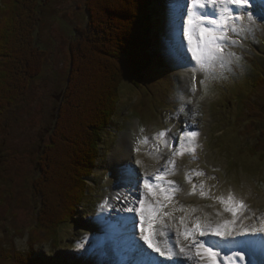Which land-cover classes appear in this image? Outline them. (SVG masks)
<instances>
[{
	"label": "rangeland",
	"instance_id": "rangeland-1",
	"mask_svg": "<svg viewBox=\"0 0 264 264\" xmlns=\"http://www.w3.org/2000/svg\"><path fill=\"white\" fill-rule=\"evenodd\" d=\"M171 4L172 0H155V6L159 10L157 16L161 18V22L155 25L162 28L166 23L164 27L168 30L170 37L172 29L167 27L169 15L166 10ZM205 5L211 7L207 3ZM183 6L181 13L184 15L180 20L181 26L187 15L193 11L191 0L185 1ZM216 7L213 14H218L219 6ZM204 9L198 11V17L203 16L198 15L200 12H208ZM41 10L42 23L36 36L39 46L47 52L46 63L40 77L33 81L31 90L22 98L18 106L7 114L0 125V264H16L15 260L11 259L14 252L24 255L30 249L29 231L36 226L42 208L41 198L33 188L34 180L38 177L35 163L39 148L46 144L50 135V132L45 134V130L51 128L56 122V110L60 103L64 102L63 94L71 71L70 45L75 33L74 29L86 27L89 20L85 0H53L51 4L48 3V6L43 5ZM252 10V8L248 9L251 12ZM259 19L260 17H257V20ZM200 23L207 26L203 22ZM248 26L252 27L253 31L243 34L247 41L245 47L251 50H246V56H243L247 63L246 67H244L245 62L240 58L238 61L233 60V63L225 68L218 69L213 78L204 80L203 95L200 98L195 97L199 74L193 80L190 71L178 69L167 60V53V59L160 57L156 67L148 73L158 72L155 69L164 66L161 71L164 76H147L146 87L140 91L129 88L131 86L127 83L122 85L121 103L112 118L111 125L115 128L114 133L109 130L104 134L105 142L103 146L100 145V160L95 177L90 182L92 188H89V195L83 199L86 201L81 205L75 222L71 221L70 224L61 226L59 244L37 245L33 250L36 258L48 264H81L83 261L89 263L91 260L108 256L109 260L107 263L103 262L104 264H122L121 258L126 253L125 235L118 237L113 233L108 235L109 238H97L94 231L100 230L102 233V230H108L109 223L112 226L116 223L123 228L119 218L132 216L134 217L133 231L137 236L139 217L123 209L129 205L138 207V201H133L128 187L124 191V197L118 200L114 198L116 185L118 182L122 183L120 179L123 176L122 171L124 173L127 169L118 168V165L111 163L118 160L116 150L123 137H129L130 141L123 145L122 153H133L131 165L138 171L140 178L146 176H148L147 179L153 178L156 173H159L158 170L162 169H166L172 178L175 175L172 169L177 170L174 187L179 188V192L174 193L173 197L178 199L182 196L179 199L180 202L169 203L166 211H171L172 217L165 219L168 223L176 221L178 225L168 224V227L164 229L161 223L154 225L153 232L156 238L161 237V244H166L168 233L174 236L176 227L179 226L180 216H185L188 223L196 216H200L202 221L206 217L210 221L231 218L230 213L223 212L224 205L220 203V198L226 200L229 195L234 197V202L243 201L247 205L248 211L246 212L247 209L244 211V216L256 215L253 216L254 219L256 218L255 222L253 219L244 220V227L264 225L260 218V216L264 217V161L260 159L261 155H257L263 151V147H259L257 153L254 152L257 147H253L256 145L254 143L258 134L264 131V84H258V77L252 70V67L255 68L256 73H263L264 70V57L258 58L260 65H253L257 61L256 54L259 53L257 45L260 42L259 45L264 50V28ZM260 36L262 38L259 42ZM160 37L164 38L166 43L165 45L163 42L158 43L154 46L153 52L164 51V49L167 51L169 47L166 44L168 45L170 41L166 40L161 32ZM176 39L179 41L180 35H177ZM230 39L238 40L236 36H230ZM239 46L245 51L244 47ZM262 54L264 55V52ZM85 77L91 78L90 74ZM101 81L104 82L105 79ZM158 81L161 82L157 83ZM94 85H97L96 81L92 82V85L86 82L82 86L80 97H83L85 103L83 104L80 100V104H83L85 109L88 108L87 117L95 121L96 118L104 116L109 102H104L101 98L100 89L95 98L93 94L92 98H87L90 90L88 88ZM60 96L61 99L57 100ZM77 99L78 97L75 103H79ZM168 110H171L169 113L171 116L166 114ZM183 112L186 113L181 117ZM131 129L135 133L138 129L141 133V139L139 135V139L134 138V141L140 144L139 147L133 148ZM188 130L198 131V139L191 140L185 136L183 140H179V137ZM160 131H165L166 136L153 139L158 137ZM170 136L178 138L174 146L170 141L168 146L165 144ZM145 138H147L146 141ZM80 139L81 156L74 151L72 158L75 160L74 157L78 156L77 159L80 157L81 169H83L84 158L91 140ZM80 139L77 140L78 145ZM147 143L150 144L147 145ZM126 145L128 148H125ZM58 147H60L58 150L60 160L59 164L53 168V175L59 179L57 186L61 187L60 190L67 193L75 187L77 182L67 178L66 171H70L72 163L71 155L66 154L69 151L68 146L58 145ZM182 150L188 153L186 156L190 154L192 158L191 161L188 158L189 170H184L186 171L184 174L181 172L183 169L181 171L178 169L181 162L177 161L180 157L178 153ZM142 151H149L155 156ZM159 152L161 153L157 157L156 154ZM173 152L177 155L173 156ZM140 155L144 158H140ZM170 159L175 161L174 165L167 164ZM109 170L112 174H109ZM178 177L182 178L178 179ZM102 184L108 187L105 189V186L101 187ZM113 188L115 192L112 195ZM185 191L202 200L195 197L198 199L196 201L190 198V195L182 194ZM143 192V186L140 184L139 193ZM182 197L188 201L184 202ZM181 208L183 211L180 210ZM192 209L196 211L193 212ZM217 211H220L222 215L216 217ZM257 220L261 224H258ZM161 230L164 231V236L159 235ZM181 240H183L182 237ZM118 243L119 246H115ZM99 245H102V250L97 252L95 248ZM176 250L178 251V248ZM120 252L122 253L119 254ZM99 259L96 261L100 263ZM236 259L235 264H246L247 257L245 262H240L238 257ZM223 260L222 264H228L227 260L224 262ZM218 264H221L220 260Z\"/></svg>",
	"mask_w": 264,
	"mask_h": 264
},
{
	"label": "trees",
	"instance_id": "trees-1",
	"mask_svg": "<svg viewBox=\"0 0 264 264\" xmlns=\"http://www.w3.org/2000/svg\"><path fill=\"white\" fill-rule=\"evenodd\" d=\"M52 1L0 0V123L28 94L33 81L42 73L47 52L39 46L36 34L42 23V6ZM85 6L89 20L86 27L74 29L70 45L71 71L63 94L64 102L56 110V122L45 130V134L50 131V135L46 144L39 148L35 163L38 177L33 188L41 198L42 207L39 220L30 232L28 253L14 252L11 257L16 264H48L36 258L33 250L37 245L58 243L61 226L73 221L85 203L88 187L85 180L92 175L98 162L102 134L118 108L122 84L128 81L139 88L143 73L152 71L160 57L167 59L165 49L153 52L158 43H166L155 25L159 23L155 0H85ZM163 68L155 70L161 72ZM88 74L92 79L85 77ZM94 81L97 85L88 88L87 98L93 95L95 98L100 89L101 98L109 102L104 116L95 121L87 117L88 108H84V99L80 97L82 86L86 82L92 85ZM77 97L79 103H75ZM80 138L91 140L83 169L82 159L72 158L74 151L81 156ZM58 145L68 146L66 154L71 155L72 163L66 174L69 180L77 182L67 193L60 190L59 179L53 175V168L60 160ZM259 147H263L264 153V144H257L255 151ZM54 183L56 185H52Z\"/></svg>",
	"mask_w": 264,
	"mask_h": 264
},
{
	"label": "snow or ice",
	"instance_id": "snow-or-ice-1",
	"mask_svg": "<svg viewBox=\"0 0 264 264\" xmlns=\"http://www.w3.org/2000/svg\"><path fill=\"white\" fill-rule=\"evenodd\" d=\"M264 3V0H261ZM207 4L218 7L219 19L208 18L207 26L200 23L204 17H198L197 9H204V0H191V9L183 26L177 22L181 15L182 5L173 3L170 6L172 16V36L167 49L169 62L178 69L190 71L193 80L197 74L200 75V83L205 79H211L218 69H223L239 60L233 51H225L226 48L234 47L238 44L237 39H230L229 33L239 37L245 32H252L253 28L248 25L230 26L228 21L240 20V14L233 15L229 7L235 5L245 10L249 24H254V17L250 8H254L256 0H207ZM264 18V17H262ZM180 35L179 41L176 36ZM186 44V47H185ZM199 135L196 130H188L183 133L179 140L185 136L191 140ZM166 136L165 131L158 133V138ZM147 138H145L146 141ZM169 141L172 146L178 142L176 136H170L165 141L168 146ZM177 155L176 152L172 153ZM139 163V161H137ZM167 164H175L170 159ZM154 181L143 179L144 192L139 193L140 175L130 166L124 171L122 179L129 189V195L133 201H138L139 206L129 205L123 211L135 213L139 217V233L141 244L133 231L132 216H121L119 218L124 227L126 237V253L121 258L122 264H218V257H223L228 264H235L238 257L240 262L246 264H264V225L260 227H244V220L251 219V216H244L247 205L243 201L234 202V197L229 195L227 199L220 198V203L224 205L223 212L231 214V218L222 221H210L200 216H196L190 223L186 222L185 216L179 217V226L176 227L174 236L168 233L167 243L162 247L155 239L153 232L154 225L162 224V229L168 227L165 217H172L171 211H162L168 207L173 199V194L177 190L175 182L166 177L170 174L166 169L158 170ZM174 174V173H173ZM201 191V195H203ZM183 211V208L180 209ZM195 212V209H192ZM220 211L216 212V217L221 216ZM243 217V219H241ZM239 221V224H238ZM164 236L163 230L159 233ZM181 237L183 240H181ZM202 238V239H201ZM174 241V243H173ZM147 247H144V246ZM178 248V251L176 249ZM149 249L151 251H149ZM157 255H153V254ZM163 258V259H161Z\"/></svg>",
	"mask_w": 264,
	"mask_h": 264
},
{
	"label": "bare ground",
	"instance_id": "bare-ground-1",
	"mask_svg": "<svg viewBox=\"0 0 264 264\" xmlns=\"http://www.w3.org/2000/svg\"><path fill=\"white\" fill-rule=\"evenodd\" d=\"M185 1H187V0H172V4L173 3H177V4H180V5H182V10H183V8H184V6H183V3L185 2ZM260 3H261V1H260ZM206 4V3H205ZM263 4V3H262ZM229 7H231L232 8V13H234V12H236V10L235 9H233V7H232V5L231 6H229ZM217 7L216 6H211V7H208V6H206L205 5V9L204 10H206L207 9V11L208 12H200L198 15L200 16V15H203L202 17H205V18H215V19H219V15L218 14H213L212 12L216 9ZM200 9H197V10H195L197 13H198V11H199ZM201 10H203V9H201ZM167 11V14L169 15L168 17H167V23H168V25H167V27L169 28V29H172V16H171V10H170V8L169 9H167L166 10ZM184 14H182L181 13V15H180V17H178V19H177V22L178 23H180V20H181V18H182V16H183ZM205 23H207V21L205 22ZM198 137H199V135L196 137V139H198ZM127 141H130L129 140V137L127 138V137H123L122 138V140L120 141V145H119V148L116 150L117 151V154H116V156H117V158H118V160L117 161H115V162H113V161H111V163H112V165L114 164V165H118V168H123V167H125V168H128L129 166H131V168H133V166L131 165V161L133 160V158H134V155H133V153L132 154H129V153H122V151H123V145H125V144H127ZM187 142V141H186ZM189 142V141H188ZM129 144H130V142H129ZM128 148V146L126 145L125 146V148ZM120 149V150H119ZM171 149V148H170ZM184 150H182V151H180L178 154L180 155V157L179 158H177V161L178 162H181V166L180 167H182L181 169H180V167H178V169H179V171H181L182 169V171L181 172H183V174H184V172H186V171H184V170H189V168H188V165H190V161H191V157H190V154L188 155V156H186V154H188V153H185V152H183ZM143 153H145V152H147L148 153V155H150V156H155V155H152L151 153H149V151H142ZM141 152V153H142ZM157 155V157L160 155V153L159 154H156ZM184 156V158H182ZM163 157H165L164 155H163ZM140 158H144L142 155H140ZM188 158L190 159V161H188ZM187 161H188V163H187ZM182 165H184V167L182 166ZM134 170H135V168H133ZM137 173H138V171L137 170H135ZM172 171H174V174L175 175H178V173H177V170H174V169H172ZM157 174H159V173H156L155 175H157ZM122 175H123V171H122ZM175 175H174V177H175ZM119 176H121L120 174H119ZM155 177V176H154ZM154 177L153 178H148L151 182H155L154 181ZM170 176L168 175L167 177H166V179H169L170 180ZM120 179H122V178H120ZM123 180V179H122ZM127 187V185L126 184H124V185H120V186H117V190H116V193L114 194V198L116 199V200H118V199H120V198H122V197H124V194H125V188ZM120 189V190H119ZM128 190V189H127ZM115 192V191H114ZM182 194H186L187 196L188 195H190V198H194L196 201H198V199L197 198H200V197H197V196H192L189 192H184V193H182ZM182 196V195H181ZM180 196V197H181ZM180 197L178 198V199H175L174 197H173V199H172V201L170 202V203H178V202H180ZM195 197H197V198H195ZM184 202H187L188 201V199H186L185 197H182L181 198ZM201 199V198H200ZM202 200V199H201ZM204 201V200H203ZM192 202H194V201H192ZM191 202V203H192ZM179 207V206H178ZM164 211H166V208L164 209ZM256 212H257V210H255ZM255 212V213H256ZM135 214V213H134ZM206 216V215H205ZM253 216L255 217L256 215H254L253 214ZM253 216H251L252 218L251 219H253L254 220V222L256 221V218L254 219L253 218ZM166 218V217H165ZM207 218V217H206ZM260 218H261V222L263 223L264 222V217H262V216H260ZM167 220L169 219V217L168 218H166ZM225 219V218H224ZM246 221H249L250 219H245ZM259 220V219H258ZM257 220V221H258ZM245 221V222H246ZM173 222H175V223H173ZM173 222H169L168 224H172L171 226H177L178 224L176 223V221H173ZM253 222V223H254ZM239 223V222H238ZM252 223V224H253ZM108 224V223H107ZM258 224H261L259 221H258ZM109 226H110V228H108V230H106V229H104V230H102V233L103 232H109V234H115L116 236L118 235V237H120L121 235H124V227L123 228H120V226H118L116 223H115V225L113 224V226L109 223ZM250 225H246V227H249ZM174 228V227H173ZM95 229H96V227H95ZM96 231H98V232H100V230H96ZM260 235H262V233H259ZM156 238V237H155ZM160 238L161 237H158V239L160 240ZM138 240H139V238H137ZM140 241V240H139ZM120 242V241H119ZM167 243V242H166ZM173 243H174V241H173ZM160 246H164L163 245V243L161 244V242H160V244H159ZM115 246H119V243H118V245H115ZM177 251V250H176ZM122 252H120L119 254H121ZM155 254V253H154ZM247 257V256H246ZM223 257H218L217 258V260H218V262H219V260H220V262H221V264H222V259ZM189 264H190V262H189Z\"/></svg>",
	"mask_w": 264,
	"mask_h": 264
}]
</instances>
